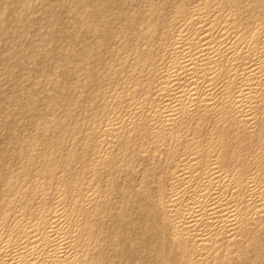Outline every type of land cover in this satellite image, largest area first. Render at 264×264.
Here are the masks:
<instances>
[{"label":"bare ground","instance_id":"1","mask_svg":"<svg viewBox=\"0 0 264 264\" xmlns=\"http://www.w3.org/2000/svg\"><path fill=\"white\" fill-rule=\"evenodd\" d=\"M143 1L82 2L46 119L2 118L0 264H264V0Z\"/></svg>","mask_w":264,"mask_h":264},{"label":"rangeland","instance_id":"2","mask_svg":"<svg viewBox=\"0 0 264 264\" xmlns=\"http://www.w3.org/2000/svg\"><path fill=\"white\" fill-rule=\"evenodd\" d=\"M85 1L92 2V0H21L23 4L19 3L17 22L14 28L9 30V42L0 43V52H4L0 53V144L3 145L0 147H4L10 141L7 138V134H10L7 132L9 129L1 125L3 117L8 115L13 119L16 128L14 135L17 137L15 140L26 138L28 133L34 131L38 121L46 119L48 112L45 108L49 102L54 103L56 89L53 83L59 82L60 85L63 79L60 77L64 76L61 74L65 72L74 75L77 66L73 55L79 50V46L73 42L79 31L73 25L75 22L73 15ZM143 3V0H117L111 8L135 11ZM58 107L60 106H55L54 109L57 115L61 109ZM11 164L14 166L15 160ZM138 174H134V179L132 178L134 183L139 179Z\"/></svg>","mask_w":264,"mask_h":264}]
</instances>
